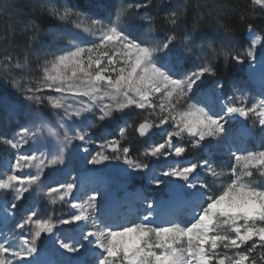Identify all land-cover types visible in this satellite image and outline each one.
<instances>
[{
	"label": "snow or ice",
	"instance_id": "6c2138e0",
	"mask_svg": "<svg viewBox=\"0 0 264 264\" xmlns=\"http://www.w3.org/2000/svg\"><path fill=\"white\" fill-rule=\"evenodd\" d=\"M251 5L261 10L256 16L264 17V0H251ZM155 7L154 0L121 4L114 19L111 11L93 14L76 5L51 8L52 19L63 24L75 16L73 27L93 39L84 42L74 35L54 51L32 43L30 52L42 68L41 78L12 79L13 87L34 107L14 137L0 138L15 153L0 171V192L7 194L0 199V221L7 225L14 220L18 230L0 232V264H39L45 234L54 238L52 248L59 257L51 264H264V185H257V180L264 182V146L247 150L230 143L239 130L230 122L237 117L251 120L264 135V39L252 24L248 30L254 38L243 50L201 37L199 46L204 48L206 41L210 55L196 63L194 31L202 17L193 16V32H180L186 19L184 0L163 16L168 28L157 38L151 35L157 27L147 11ZM141 9L146 10L138 17L143 23L135 24ZM220 58L225 63L247 60L250 72L259 71L258 98L249 104L239 89H234L239 95L225 96L221 81L202 87L206 77L217 74L215 62ZM27 63L25 55L23 64L17 61L12 67ZM45 103L56 121L40 111ZM0 109L19 113L3 96ZM131 115H142L135 127L140 137L155 135L154 129L162 134L141 153L150 159L134 157L118 139L103 138L99 150L90 151L96 143L93 128L114 121L131 127ZM124 135L125 128H120ZM25 146L28 152L21 151ZM221 147H227L234 160L227 171L218 170L211 151ZM190 148L207 149L208 154L198 162L183 163ZM78 153L92 166L85 172L99 177L96 187L86 189L79 176L72 175L69 165ZM113 160L127 166L113 178L122 187L131 173H140L155 188L163 185L168 198L133 194L143 205L135 219L113 221L102 208L111 198L105 199L109 181L98 168ZM209 177L220 181L218 190L213 191ZM45 196L53 205L67 203L73 211L54 218L45 211ZM175 202L182 205L180 213L162 216L161 210Z\"/></svg>",
	"mask_w": 264,
	"mask_h": 264
},
{
	"label": "rangeland",
	"instance_id": "374dc122",
	"mask_svg": "<svg viewBox=\"0 0 264 264\" xmlns=\"http://www.w3.org/2000/svg\"><path fill=\"white\" fill-rule=\"evenodd\" d=\"M88 8L87 10H80L78 8V4L76 2H73L72 0H41L42 4L46 5L47 8V14H50V10L52 7L60 8L61 10L64 7H70L72 5H76L77 9L79 11H88L93 14H107L109 11L113 13V19H114V13L116 11V7L120 6L121 4H127L132 3L126 0H85ZM163 2V0H158L160 3ZM173 1V0H171ZM156 3V0H154ZM184 0H175L171 6L167 5L166 10L169 11L174 8L176 4H183ZM146 11L145 9H141L139 14H136V16L133 18L135 24H141L142 21L139 20V15L143 14V12ZM149 14L154 18V22L157 27V31L155 33H152L151 35L156 36L157 38L162 37L164 35V29L168 28V25H158L156 22V17L153 16L149 9L147 10ZM251 11L255 15L256 13L260 12L259 6H252ZM256 16V15H255ZM261 21H263V24L261 25V31L258 33L255 31L256 35H260L262 39H264V17H260ZM77 18L73 16L71 20L67 23H61L57 20H54V23L51 26H48L43 29H39L38 31L34 32L35 40L31 41L29 44L28 50H26V55L28 58V63L24 64V66L20 69L13 68L12 65L19 61L23 64L25 56L20 58H12L11 60L6 59L5 53L3 51L0 52V96H3L5 99L13 103L18 109L19 113L11 112L6 109H0V138L3 137H14L16 133L19 131V127L21 125H24L28 122L30 119L29 113L33 109V105L24 100L21 92L13 87L12 85V79L24 77L26 80H38L42 76V68L38 67V61L35 56H33L30 52V45L32 43L36 44H42L44 45L49 51H54L56 45H67L68 40L72 36H77L79 39H82L84 42H88L89 40L93 39L92 37L81 33L79 30L75 29L72 24V20H76ZM146 31V29H145ZM180 32L182 30L179 29ZM195 39L197 40V49L196 54L192 58L196 61V63L201 62V59L206 58L208 55H210L209 50L206 47V41L204 48H200L201 38L197 36L196 31L194 32ZM56 37H59V39H56ZM245 37L247 38L249 44L250 40L254 38V36L249 35V31L245 34ZM216 45L224 44L228 45V43L224 41H213ZM248 44V46H249ZM229 46V45H228ZM246 46V47H248ZM245 47V48H246ZM258 59L260 58V46L258 45ZM244 48V49H245ZM200 58V59H197ZM218 62H224L223 58L218 59L215 62V66H217ZM237 65L235 70L229 73V77L227 81H223L219 78H215L214 76L206 77L204 84L202 87H211L215 81H221L224 84L223 92L222 94L227 95H239V92L234 93V89L241 90L245 95L249 97L247 103H251L253 101V98H258V93L260 91L261 86V78H259L260 73L257 70L255 74L250 72L249 65L247 60H245V63ZM257 69L259 68V65H256ZM46 94H53L54 93H46ZM40 111L49 119L52 121H56L58 117L56 114L49 108V106L45 103V105L40 108ZM139 111V110H136ZM94 119V117H93ZM139 119H142V115L137 118L135 115H131L127 118V124L132 125L131 127H128L124 121H114L112 123H108L106 126H101L97 128H93L92 134L93 139L96 141V143L92 144L90 146V151L93 153L98 149V144L102 142L103 138L108 139H118L121 142L122 146H126L130 148L131 154L134 157H137L141 160L150 159L143 157L141 153H143L147 148H149L154 141H157L161 137V133L159 132L155 137L151 139H143L144 143L138 144L135 141V138L138 137L137 132L135 131L136 124L138 123ZM237 120V118L230 122L231 126L233 128H239V130L230 138V143L233 145V147H243L247 150H259L262 146H264V135H261L259 127L255 126L259 133L260 138L256 137L252 132L249 131L246 124H238L233 125V123ZM247 123H251L253 125V122L251 120H248ZM38 124V122H37ZM31 126V125H29ZM120 128H125V135L123 137L120 136ZM159 131V130H158ZM246 133H249L248 136H246ZM185 142H187V138L185 137ZM190 151L194 149H189ZM22 152H28L29 146H25L22 150ZM211 151L214 154L215 157V163L216 166L219 169H223L225 171L228 170V168L231 167V165L234 163V160L231 157L230 152L228 151L227 147H221L219 149L212 148ZM111 155V152L108 153ZM208 154L207 149H202L201 152L196 151L195 152V158L194 160L190 159H182L183 163L188 162H198L203 156H206ZM15 153L13 150L9 149L8 146L4 145L3 143H0V171H4L9 165L12 159H14ZM173 158H169V162L172 161ZM115 161V160H113ZM120 162V161H119ZM158 167V165H156ZM69 167L72 169V175L73 176H79V178L82 176L85 172V169L91 168L92 166L87 165L85 163V157L84 154H76L74 157V162L69 165ZM100 173L106 178H108L109 184L107 186V189L105 191V199L106 201L111 198V202L116 203L118 202L119 206L117 209L118 216L112 218L113 221L117 223H124L127 221H131L135 219L136 211L137 209H142L143 205L139 203V201L133 200V194L143 192L144 195L148 197H155L156 199H160L163 197L164 199H167V193L165 191V187L162 185L159 189L155 188L153 185H150L147 181V179L141 178L143 174L140 173H131V178L128 180L131 182V186L129 189L123 192L117 191V185L119 182L114 177H118L120 171L122 170L121 165L117 162V164H114L112 166H108V162H106L104 165L98 166ZM34 171L26 169L25 172ZM63 171V170H61ZM47 173V170H46ZM94 175V174H93ZM60 179H67L66 175H61L59 177ZM209 182L213 186V191H216L220 188V181H213L211 177H209ZM257 185L262 186L264 185V182L257 180ZM96 186H90L88 189H91ZM46 191V189H45ZM111 193H113L112 196ZM126 194L132 198V201L129 204H122L124 197ZM7 196L6 193H0V199H4ZM129 197L127 198L128 201H130ZM37 202H39L40 198L35 197ZM110 202V203H111ZM31 203V201H29ZM43 203L46 205L45 211L48 214H52L54 218H61L63 216H66L69 211H73L70 206L67 203L57 201L54 205L50 202V200L45 196ZM110 203H108L106 206L102 205V208L106 211L109 207ZM179 209V210H177ZM176 211L173 213V215H178L180 211L182 210V206H178ZM165 212V209L161 210V215L165 216L163 214ZM171 215V216H173ZM170 216V217H171ZM0 227L4 229L5 232H10L11 230H15V221H10L7 225H5L2 221H0ZM18 231V230H15ZM53 237H48L43 235L41 237L40 247L41 251L37 256V261L41 258L43 259L44 263L49 261V264H51L52 261L58 260L59 257H57L53 251L52 248V240ZM42 263V261L40 262Z\"/></svg>",
	"mask_w": 264,
	"mask_h": 264
},
{
	"label": "trees",
	"instance_id": "16d2710c",
	"mask_svg": "<svg viewBox=\"0 0 264 264\" xmlns=\"http://www.w3.org/2000/svg\"><path fill=\"white\" fill-rule=\"evenodd\" d=\"M78 4L80 10H87L85 0H72ZM129 2H142V0H126ZM175 0H156L158 7L149 9L156 17L158 25L163 24V16L168 12L167 5L171 6ZM251 0H187L186 19L182 18L180 30L193 32L192 18L200 15L202 19L195 29L198 37H207L213 41H224L229 46L243 50L249 42L245 34L249 31L248 24L258 33L261 31L263 21L251 11ZM243 16V19L241 18ZM255 17V18H254ZM35 24L39 25L37 29ZM54 23L50 14H47L45 4L41 0H0V52L6 57L20 58L26 55L34 32L51 26ZM194 31V32H195ZM218 62L215 78L227 81L229 73L235 70V61ZM239 124L236 121L233 125ZM254 133L259 136L258 129L248 123ZM136 143L142 144L144 140L136 137ZM202 149L188 150L185 158L194 160L195 152Z\"/></svg>",
	"mask_w": 264,
	"mask_h": 264
},
{
	"label": "bare ground",
	"instance_id": "6f19581e",
	"mask_svg": "<svg viewBox=\"0 0 264 264\" xmlns=\"http://www.w3.org/2000/svg\"><path fill=\"white\" fill-rule=\"evenodd\" d=\"M259 78H261V76ZM80 180L84 184L86 189H88L90 186H97L99 183V177H97L96 175H93L91 173H83L82 176L80 177ZM90 181L92 182V184H90L86 187L87 182L89 183ZM108 184H109V182H108ZM80 195H81V193H79V192L76 193L77 197H79ZM112 195H113V193H111L110 196H112ZM128 195L126 194L122 204H129L132 201V198L129 197ZM128 197H129L130 201L127 200ZM116 205L117 206L115 208V203L111 202L107 210H109L111 213L116 212L118 209V206H119L118 202L116 203ZM178 206H182V205L179 202H175V203L169 205L167 208H164L165 212L163 214L166 215L168 213L169 214L172 213V210L174 211ZM177 210H179V209H177ZM0 232H5V231H4V229L0 228ZM43 259H44V257H43ZM43 259L42 260H41V258L39 259V264L44 263ZM41 261H42V263H40ZM45 264H49V261L45 262Z\"/></svg>",
	"mask_w": 264,
	"mask_h": 264
},
{
	"label": "water",
	"instance_id": "95a60500",
	"mask_svg": "<svg viewBox=\"0 0 264 264\" xmlns=\"http://www.w3.org/2000/svg\"><path fill=\"white\" fill-rule=\"evenodd\" d=\"M238 120H239V122H241V123H246L247 121H245V120H243V118H239L238 117ZM154 133H155V135H152V134H149L148 136H145V137H140L139 136V134H138V136L141 138V139H151V138H153V137H155L156 135H157V133H158V130H152ZM138 133V132H137ZM110 152V151H109ZM117 162L122 166V170L123 169H126L127 168V166L126 165H124L123 164V162L122 161H110V162H108V166L110 167V166H112V165H114V164H117ZM121 172V171H120ZM120 174V173H119ZM130 186V181H127V184H126V186H124V187H122L121 186V184H119L118 185V187H117V190L118 191H124V190H126L128 187Z\"/></svg>",
	"mask_w": 264,
	"mask_h": 264
}]
</instances>
